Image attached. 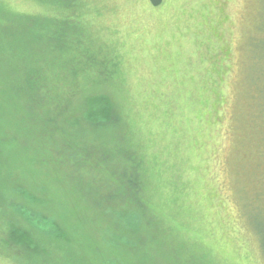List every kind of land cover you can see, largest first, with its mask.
I'll list each match as a JSON object with an SVG mask.
<instances>
[{
    "label": "trees",
    "instance_id": "1",
    "mask_svg": "<svg viewBox=\"0 0 264 264\" xmlns=\"http://www.w3.org/2000/svg\"><path fill=\"white\" fill-rule=\"evenodd\" d=\"M33 1L43 12L0 0L4 262L156 264V253L166 264H209L156 200L126 110L123 54L95 24L102 15L93 0ZM251 47V100L264 136V34L259 50ZM254 226L264 235V219ZM145 236L176 254L148 249Z\"/></svg>",
    "mask_w": 264,
    "mask_h": 264
},
{
    "label": "rangeland",
    "instance_id": "2",
    "mask_svg": "<svg viewBox=\"0 0 264 264\" xmlns=\"http://www.w3.org/2000/svg\"><path fill=\"white\" fill-rule=\"evenodd\" d=\"M4 2L16 12H43L33 0ZM91 2L102 15L98 29L120 45L126 110L160 208L209 264H264V235L254 230L264 219V136L250 82L264 0H164L157 8L149 0ZM160 246L149 238L148 249L176 254L170 242ZM0 264H8L2 256Z\"/></svg>",
    "mask_w": 264,
    "mask_h": 264
},
{
    "label": "water",
    "instance_id": "3",
    "mask_svg": "<svg viewBox=\"0 0 264 264\" xmlns=\"http://www.w3.org/2000/svg\"><path fill=\"white\" fill-rule=\"evenodd\" d=\"M149 2L151 3V5L155 8L159 7L162 5V3L164 2V0H149Z\"/></svg>",
    "mask_w": 264,
    "mask_h": 264
}]
</instances>
